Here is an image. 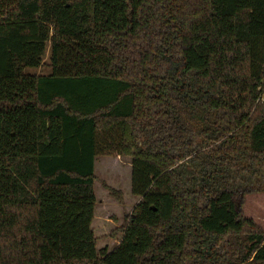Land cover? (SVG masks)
Masks as SVG:
<instances>
[{
  "label": "trees",
  "instance_id": "trees-1",
  "mask_svg": "<svg viewBox=\"0 0 264 264\" xmlns=\"http://www.w3.org/2000/svg\"><path fill=\"white\" fill-rule=\"evenodd\" d=\"M113 154L141 200L109 251L93 222ZM250 192L264 0H0V264H264Z\"/></svg>",
  "mask_w": 264,
  "mask_h": 264
},
{
  "label": "rangeland",
  "instance_id": "rangeland-1",
  "mask_svg": "<svg viewBox=\"0 0 264 264\" xmlns=\"http://www.w3.org/2000/svg\"><path fill=\"white\" fill-rule=\"evenodd\" d=\"M51 46L45 55V64L39 68H30L31 73L47 74ZM97 206L93 229L98 238V249L113 250L123 237V229L129 216L141 198L132 193L131 157L119 154L98 156L96 161ZM114 188L121 192L120 198L113 194ZM243 212L255 220L264 229V192H250L245 196Z\"/></svg>",
  "mask_w": 264,
  "mask_h": 264
}]
</instances>
